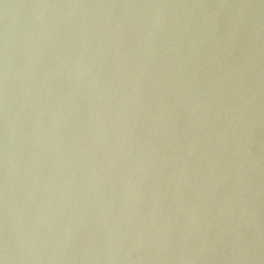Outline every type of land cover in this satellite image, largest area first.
I'll return each mask as SVG.
<instances>
[{
    "label": "water",
    "instance_id": "water-1",
    "mask_svg": "<svg viewBox=\"0 0 264 264\" xmlns=\"http://www.w3.org/2000/svg\"><path fill=\"white\" fill-rule=\"evenodd\" d=\"M0 264H264V0H0Z\"/></svg>",
    "mask_w": 264,
    "mask_h": 264
}]
</instances>
